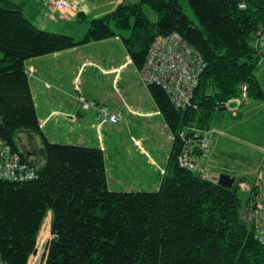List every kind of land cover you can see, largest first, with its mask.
I'll list each match as a JSON object with an SVG mask.
<instances>
[{
  "label": "trees",
  "instance_id": "1",
  "mask_svg": "<svg viewBox=\"0 0 264 264\" xmlns=\"http://www.w3.org/2000/svg\"><path fill=\"white\" fill-rule=\"evenodd\" d=\"M242 1L245 8H239ZM3 3L8 6L0 5V138L36 178H0L1 264H27L48 212L52 236L42 264H264V246L253 238L248 210L251 184L243 205L244 177L235 176L225 187L177 162L178 132L212 128L218 105L239 98L241 84L247 87L241 102L264 100L256 74L264 55L252 45L264 28V0H187L196 23L180 0H123L89 20L78 41L38 28L19 6ZM143 6L155 12L154 22ZM110 21L129 34H116ZM172 32L205 60L195 107L175 108L159 86H147L173 135L164 173L155 191H111L100 148L52 143L40 130L26 62L119 36L139 70L154 39Z\"/></svg>",
  "mask_w": 264,
  "mask_h": 264
},
{
  "label": "rangeland",
  "instance_id": "2",
  "mask_svg": "<svg viewBox=\"0 0 264 264\" xmlns=\"http://www.w3.org/2000/svg\"><path fill=\"white\" fill-rule=\"evenodd\" d=\"M4 1L13 3V6H19L24 16L40 29L65 34L73 37L75 41H78L82 39L86 33L88 21L102 16L97 14L100 10H105L106 7L103 6V4L107 0H75L80 11L84 13L85 17L79 15L71 21L50 20L48 17L50 9L48 8L46 0H42L41 2H38L39 0H0V5L8 6L3 3ZM137 1L138 0H125L126 3H135ZM180 3L182 5L183 12L191 21L196 23L197 20L188 6L187 0H180ZM143 9L149 20L154 22L156 20L155 12L147 6H143ZM109 26L119 36H127L129 34V30H119L116 28L113 21L109 22ZM119 36H112L100 41L83 43L74 48L32 58V64H34L36 70L34 77H43L51 82H55V84L63 87L60 91L64 94V88L69 87L67 82L69 75L67 73L71 72L73 69L76 71V66L80 65L83 60L88 59L103 67H109L110 64H116L125 60L126 51ZM262 64L263 61L260 62L258 69L262 66ZM256 74H258V71ZM31 78L34 79L33 77ZM31 78L28 79L30 80ZM81 82L85 92L91 96L95 92L102 90L107 86L111 87V80L109 82L105 76H100L98 71L89 67L85 69ZM128 86L135 89H133V91L135 96H137V99L140 97L144 100L145 104H148L147 88L142 85L141 82L137 80L133 81L130 77V73L125 71L122 73L118 82L119 89H116L117 94L118 92L123 94V88ZM114 93H110V99L116 98V94ZM62 94H57L60 99L65 98ZM50 98L51 100L49 104H55V97L51 96ZM44 99L45 98L42 96L39 97L40 110H42L43 107H46ZM125 100L130 102L128 95H125ZM241 101L236 109L235 115L232 114L233 110L231 108L218 112L213 117L212 128L215 132L221 133L219 134L221 137L218 148L221 150H226L227 148V150L237 153L234 160L229 157V154H224V157H226L225 163L228 168L238 172L236 174L233 173L235 174L233 175L226 173L225 169H214V173L216 172L215 174H218L219 177L221 175L230 174L231 176L241 177L240 179L243 177L245 178V182H243V180L240 182V190L242 192L240 194V198L242 204L244 205L246 199L245 190L252 182V170L255 165L254 160L258 156L259 148L261 146L263 147L261 149L262 153L264 150V103L251 99L243 102ZM69 103L70 100H68L66 104L69 105ZM147 124V121L145 122L143 120H139L137 122H131L130 128L129 126L120 128L119 121L116 124H105L103 126L102 134L107 148L106 152L109 154L107 167L109 175L108 180L110 181L111 186H115L116 184H120L121 186L124 184H131L133 186L132 188L136 191H155L158 188L162 175L159 176L157 187H154V183L151 182V177L153 178L156 167L150 168V170H145L144 167L138 163H136L137 172L134 174V178L129 175H123L122 178L124 179V183L117 182L119 177H121V175L119 176L120 162H122L125 157L128 145L127 143L130 142L131 134L135 136V138H140L141 131L146 128L153 141L158 142L159 138L156 135L155 129H153L151 125ZM53 136L55 137L56 134L53 133ZM54 140L55 142L52 143L61 142L59 141L61 139L55 138ZM78 145L85 146L82 144ZM142 172L145 173L142 174ZM121 189L124 188L121 187ZM45 240L43 245L47 247L50 241L49 235H47Z\"/></svg>",
  "mask_w": 264,
  "mask_h": 264
},
{
  "label": "crops",
  "instance_id": "3",
  "mask_svg": "<svg viewBox=\"0 0 264 264\" xmlns=\"http://www.w3.org/2000/svg\"><path fill=\"white\" fill-rule=\"evenodd\" d=\"M41 1L42 0H39L38 2ZM121 1L123 0H107L103 4V6L106 7L105 10H100L97 15H104L105 13L111 11ZM80 12L81 11L78 6L77 14L74 18H76L78 16V13ZM262 61L263 64L258 69L259 76L257 74V77L264 91V59ZM26 66V71L28 69H31V77L34 78L32 79L31 77H28L31 78L29 80L30 88L37 111L39 127L42 133L50 142H55L54 139L57 138L61 139L59 140L61 142L57 143L72 145L82 144L85 146L99 147L103 151L104 155L107 174V186L109 190L136 191L132 188L133 186L131 184H124L123 186H121L120 184H116L115 186H111V183L108 180L109 175L107 167L109 154L106 152L107 148L105 146V140L102 134L103 126L105 124L107 125L111 123H103L99 125L100 122L97 120L96 112L94 110H81L79 108V103L77 100V90H79L85 97L105 104L109 107L110 110H117L120 113V128L125 126H129L130 128L131 122H137L139 120H143L145 122L147 121V125H151L152 128L155 129L156 135L159 140L158 142H154L146 128L141 131L140 138H135V136L131 134L130 142L127 143L128 145L125 157L124 159L122 158L123 160L122 162H120L119 176L121 175V177H119L117 182L124 183V179L122 178L123 175H129L134 178V174H136L137 172L136 163H138L142 165L145 170H150V168L156 167V170H154L153 178L151 177V182L154 183V187H157L159 176L162 175L161 170L165 169L166 162L172 147L173 135L166 125L163 117L160 115L147 86L144 85L148 91V104H145L142 98H136L137 96H135V93L133 91L134 88H132L131 86L123 88V94H121L120 92H118L117 94L116 89H119L118 82L123 72L127 71L128 73H130V77L133 81L137 80L141 82L138 69L131 62L127 52L125 54L124 61L118 62L116 64H110L109 67L100 66L99 64L88 59L83 60L80 65L76 66V71L75 69H73L71 72L67 73L69 75L67 79L69 87L64 88V94H62L60 91L63 87L55 84V82H51L50 80L43 77H34L36 70L34 64H32L31 59L26 62ZM88 67L94 68L96 71H98V74L100 76H105L109 82L111 80V87L107 86L106 88L95 92L92 96L90 94H87L82 87L81 78L84 74L85 69ZM58 93L62 94V96H65V98L60 99L57 95ZM110 93L116 94V98L110 99ZM125 95H128L130 102H127L125 100ZM41 96L45 98L44 100L46 103V107H43L42 110H40L41 108L39 100V97ZM51 96L55 97V104H49ZM68 100H70L69 105L66 104ZM260 102L264 103V100ZM236 109L237 108L232 109L233 115L236 114ZM71 114L74 115L73 119H70L68 116ZM53 133L56 134L55 137L53 136ZM219 134L221 133L214 132L212 137V145L205 156L202 157V164L212 173H214V169H225L226 173L236 174L238 173L237 171L228 168V166L226 165V157H224V154H229V157L234 160L237 153L229 151L227 150V148L226 150H221L218 148L219 140L221 137V135ZM134 140L138 142V145ZM262 148V146L259 148V154L254 160L255 165L252 170L251 181L253 180L255 172L262 159ZM144 173L145 172H142V174ZM215 173L214 175H216ZM216 176L219 178L218 174ZM233 177L235 178V176ZM121 187H123L124 189H121ZM50 219L51 213L48 212L47 216L44 219V223L47 224L44 232L45 234H48L49 237L52 236L50 233ZM41 259L40 263L42 262Z\"/></svg>",
  "mask_w": 264,
  "mask_h": 264
},
{
  "label": "built area",
  "instance_id": "4",
  "mask_svg": "<svg viewBox=\"0 0 264 264\" xmlns=\"http://www.w3.org/2000/svg\"><path fill=\"white\" fill-rule=\"evenodd\" d=\"M50 12L49 19L71 21L77 14L78 4L75 0H46ZM239 8H245L242 1ZM253 47L264 55V28L259 29L252 39ZM205 67L202 54L194 48L178 32L157 36L148 49L145 62L138 70L140 81L143 85H157L167 95L175 108L186 109L195 107L193 103L194 90L198 85L201 72ZM28 77L32 76V70H25ZM241 96L230 100L246 98V85L241 84ZM77 100L81 110H94L97 120L103 123L116 124L120 120L117 110H110L105 104L85 97L77 90ZM218 105L221 107L227 102ZM70 119L74 115H68ZM98 125V126H99ZM213 128L200 129L187 127L178 132L181 140L180 152L177 162L182 168L195 172L202 179L217 181V176L202 164V157L212 145ZM138 145V142L135 141ZM162 174L164 169L161 170ZM0 178L10 181L24 182L36 178L35 170L23 162L11 146L0 138ZM252 193L248 204L250 213L253 238L264 246V150L262 159L251 182ZM47 224L43 222L36 241L35 252L32 253L27 264H42L40 259L47 252L44 248ZM51 237H49V240ZM45 240V241H44ZM41 259V261H42ZM1 264V262H0Z\"/></svg>",
  "mask_w": 264,
  "mask_h": 264
},
{
  "label": "water",
  "instance_id": "5",
  "mask_svg": "<svg viewBox=\"0 0 264 264\" xmlns=\"http://www.w3.org/2000/svg\"><path fill=\"white\" fill-rule=\"evenodd\" d=\"M238 105H239L238 101L233 99L228 101L226 105L218 107L217 110L225 111L228 108L235 109L238 107ZM218 179L219 180H217V183L225 187H231L235 181V178L233 176L227 174L221 175Z\"/></svg>",
  "mask_w": 264,
  "mask_h": 264
}]
</instances>
